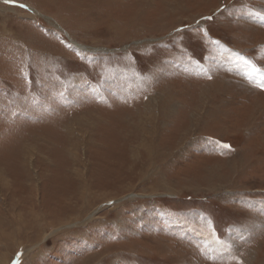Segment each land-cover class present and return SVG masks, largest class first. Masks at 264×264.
<instances>
[{"label":"rangeland","instance_id":"obj_1","mask_svg":"<svg viewBox=\"0 0 264 264\" xmlns=\"http://www.w3.org/2000/svg\"><path fill=\"white\" fill-rule=\"evenodd\" d=\"M261 73L264 0H0V264H264Z\"/></svg>","mask_w":264,"mask_h":264},{"label":"bare ground","instance_id":"obj_2","mask_svg":"<svg viewBox=\"0 0 264 264\" xmlns=\"http://www.w3.org/2000/svg\"><path fill=\"white\" fill-rule=\"evenodd\" d=\"M84 48H89V47H84ZM151 103V100L149 99V101L147 102V105L146 106H149L150 105V108H152V104H150ZM152 113L154 112V111H151ZM144 119V118H143ZM151 119V118H150ZM135 125V124H134ZM137 126V125H136ZM155 126V125H154ZM134 131V130H133ZM133 134H134V132H133ZM144 147L148 150V152L149 153H151V151H153L152 149H151V146H150V143H146L145 145H144ZM154 148V147H153ZM72 155L73 156H75V158H77L78 157V154L77 153H72ZM27 160H28V162H31L32 161V155L29 153L28 154V158H26ZM29 159H31V161H29ZM137 160H139V159H137ZM83 161V160H82ZM77 163V162H76ZM73 170V169H72ZM70 171V170H69ZM74 176L76 177V178H78L79 180H81V182H82V187H83V189H82V191H81V193H82V196H80L81 198H83V199H85V197L88 195L89 196V194L90 193H92L93 192V190H92V186H93V184L92 183H88V182H86L85 180H87L88 181V179H86V174L83 172V169L80 167V165L78 166V167H76L75 169H74ZM4 179H6L7 180V178H3V180ZM80 182V181H79ZM94 183H95V181H94ZM37 186H40V184L38 183V184H36ZM75 186H76V184H74ZM74 185L72 186V189L75 191V187H74ZM78 185V184H77ZM78 187V186H77ZM71 192V191H70ZM80 193V194H81ZM96 193V192H95ZM67 194V193H66ZM77 194V193H76ZM93 195H94V193H92ZM79 195V194H78ZM135 195V194H134ZM79 197V198H80ZM80 198V199H81ZM93 198H94V196H93ZM96 198V197H95ZM91 201H90V206H91V204H92V199H90ZM84 203V202H83ZM116 204V203H115ZM113 205V204H112ZM73 207H75V206H73ZM73 207H71V209L70 210H66V211H64V212H60V213H56V214H41V215H36V216H38V217H40L41 219H43L42 221H40L39 222V224H40V226H38V225H36L35 224V221L34 220H31L30 219V222H31V224H32V229L33 230H27V232H25V238H27V240H30L31 241V239H30V232L32 231L33 232V234H36V236H35V241H42L43 239H46L47 237H48V235H50V234H52V232L53 231H55V232H57V230L58 231H60L61 229L63 230V229H67V228H69L70 226H78L77 224H79V223H86V222H88V221H90V220H93V217L97 214V211L99 210V207H94L93 206V209L91 208L90 210H89V212H87V213H85L84 215H80V214H66V212H73L74 210V208ZM81 208V207H80ZM78 210V209H77ZM77 210L75 211V212H77ZM82 211H83V209H82ZM31 214V213H30ZM35 214V213H34ZM33 218V217H32ZM54 220H57V223H53V222H51V221H54ZM60 220H62V221H60ZM22 223V222H21ZM52 226V227H55L56 229L55 230H53L52 232H50L49 233V231L48 232H46L47 231V226ZM43 226H45V228L43 229ZM60 228V229H59ZM17 229V228H16ZM20 230H22V229H20ZM54 232V233H55ZM27 233V234H26ZM33 241V240H32ZM12 242V241H11ZM22 242V241H21ZM22 246V245H21ZM25 248V247H24ZM30 250V249H29ZM24 251V250H23ZM23 253V252H22ZM24 253H26V251L24 252ZM30 253V252H29ZM29 253H27V254H29ZM8 254V253H7ZM19 254H21V253H19ZM22 255V254H21ZM30 255H28L27 257H29ZM24 257V256H23ZM26 257V256H25ZM3 260V259H2ZM15 260V259H14ZM10 261V260H9ZM11 263V262H10ZM20 263L22 264L23 262H21L20 261ZM87 263V262H86ZM2 264H9V262L6 260V261H4ZM14 264V263H13Z\"/></svg>","mask_w":264,"mask_h":264},{"label":"snow or ice","instance_id":"obj_3","mask_svg":"<svg viewBox=\"0 0 264 264\" xmlns=\"http://www.w3.org/2000/svg\"><path fill=\"white\" fill-rule=\"evenodd\" d=\"M15 2H16V0H5V3H15ZM20 6L21 7H25V5H20ZM207 19H211V17H208ZM216 43H219V42L217 41ZM248 63H249V65H251V62L250 61ZM253 70L255 72H260V70L259 69H255L254 66H253ZM261 77H262V79H264V73H261ZM258 86L261 87V88H264V82L260 83ZM224 147H230V146L224 145ZM14 264H20L19 259H17L14 262Z\"/></svg>","mask_w":264,"mask_h":264}]
</instances>
